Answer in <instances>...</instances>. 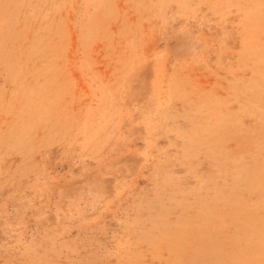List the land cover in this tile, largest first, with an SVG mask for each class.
Returning <instances> with one entry per match:
<instances>
[{
  "label": "rangeland",
  "instance_id": "374dc122",
  "mask_svg": "<svg viewBox=\"0 0 264 264\" xmlns=\"http://www.w3.org/2000/svg\"><path fill=\"white\" fill-rule=\"evenodd\" d=\"M0 264H264V0H0Z\"/></svg>",
  "mask_w": 264,
  "mask_h": 264
}]
</instances>
